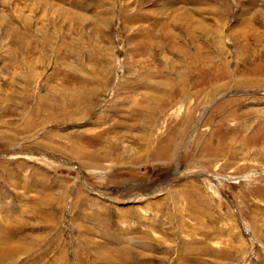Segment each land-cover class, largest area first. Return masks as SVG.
I'll list each match as a JSON object with an SVG mask.
<instances>
[{
	"label": "rangeland",
	"instance_id": "1",
	"mask_svg": "<svg viewBox=\"0 0 264 264\" xmlns=\"http://www.w3.org/2000/svg\"><path fill=\"white\" fill-rule=\"evenodd\" d=\"M0 264H264V0H0Z\"/></svg>",
	"mask_w": 264,
	"mask_h": 264
}]
</instances>
